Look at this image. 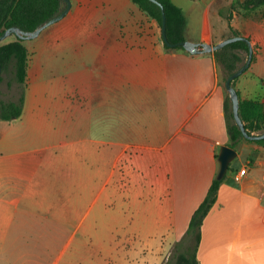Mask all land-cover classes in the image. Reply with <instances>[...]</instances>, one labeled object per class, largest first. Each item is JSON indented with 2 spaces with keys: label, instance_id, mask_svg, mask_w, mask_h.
Wrapping results in <instances>:
<instances>
[{
  "label": "crops",
  "instance_id": "0c3cea01",
  "mask_svg": "<svg viewBox=\"0 0 264 264\" xmlns=\"http://www.w3.org/2000/svg\"><path fill=\"white\" fill-rule=\"evenodd\" d=\"M69 1L60 21L26 40L22 114L0 121V234L16 236L21 183L44 169V197L55 186L62 194L42 207H59L62 218L44 212L36 231L62 229L72 217L76 231L96 237L102 221L105 236L120 239L111 249L122 264H164L229 142L213 53L166 50L159 25L146 23L132 0ZM171 1L192 43L230 38V15L231 28L253 48L232 86L240 100L264 103V17L232 9L245 0ZM242 142L203 222L199 264H264V145L239 149Z\"/></svg>",
  "mask_w": 264,
  "mask_h": 264
},
{
  "label": "trees",
  "instance_id": "16d2710c",
  "mask_svg": "<svg viewBox=\"0 0 264 264\" xmlns=\"http://www.w3.org/2000/svg\"><path fill=\"white\" fill-rule=\"evenodd\" d=\"M157 1L161 4L165 15V36L167 42L175 45L174 47H168L164 44L165 49L184 52L183 48L177 45L184 41L185 16L183 11L171 0ZM132 2L161 28V9L157 5L149 0H132ZM64 5L62 0H0V35L10 27L31 32L39 24L56 17L63 10ZM236 6L255 17H264V0H245L232 6V9ZM226 19L229 24L231 37L240 36L230 26V15ZM9 37L13 38V41L5 42L4 40L0 42V85L7 79L8 87L14 83L20 89H18L19 93L17 96L8 100L0 99V121L6 122L16 120L22 114L29 57L28 51L23 44L24 41L18 39L15 35ZM216 43L218 41L215 40L214 44ZM213 56L218 71L222 75L220 82L224 88L227 77L244 65L248 56V46L245 42L237 41L214 51ZM224 94L228 146L235 149L246 139L234 121L231 102L225 88ZM238 114L248 135L264 133V103L239 99ZM249 142L264 145V140ZM229 170L230 168H228ZM222 181L223 179H214L203 202L191 216L186 232L173 245L169 258L164 264H199L197 251L200 243L201 228L206 216L216 202L218 188Z\"/></svg>",
  "mask_w": 264,
  "mask_h": 264
},
{
  "label": "rangeland",
  "instance_id": "374dc122",
  "mask_svg": "<svg viewBox=\"0 0 264 264\" xmlns=\"http://www.w3.org/2000/svg\"><path fill=\"white\" fill-rule=\"evenodd\" d=\"M183 1L187 5L197 7V4H192L194 3L193 0ZM177 2L179 3V0ZM185 11L189 14L188 9L185 8ZM149 21V17L146 15V23ZM11 41H13L11 37L5 40V42ZM23 44L28 47L30 42L24 41ZM44 75L51 76L52 74L49 69H44ZM220 79H222L221 74ZM18 89L20 88L14 83L8 87L7 79H5L0 85V99L8 100L17 96ZM251 144L249 141L244 140L239 149ZM25 157L26 155L23 154L22 158ZM46 177L44 169H38L35 174L30 175L29 181H22L17 196L18 199H15V202H17L14 227L16 236L9 235L3 238L0 234V249L3 248L5 252L0 255V263H3L4 260H9L11 263L14 260L15 264H122L121 254L113 253L111 249V247L119 244L120 239L112 241V239L106 237L105 223L102 221L97 222L96 237H88L83 231H76L78 219L74 220L72 217L64 224L62 229L48 227L44 229H50L49 232H44V229L42 232L36 231L44 226L42 219L44 212L55 217L60 215L58 218H62L59 207H42L44 200L57 201L62 194V191L55 186L48 191L51 192L50 196L45 195L44 197V192L47 191L44 189ZM33 181L39 183L37 187L36 184H31ZM83 212L84 210L81 211V214ZM65 214L67 216V213ZM29 220H34V222L30 223ZM32 225L36 229L33 230ZM52 229H56V231ZM11 249L15 253H8Z\"/></svg>",
  "mask_w": 264,
  "mask_h": 264
},
{
  "label": "water",
  "instance_id": "95a60500",
  "mask_svg": "<svg viewBox=\"0 0 264 264\" xmlns=\"http://www.w3.org/2000/svg\"><path fill=\"white\" fill-rule=\"evenodd\" d=\"M65 4L64 9L56 16L53 17L41 24H39L33 31L26 32L22 31L16 27H10L4 31L3 34L0 35V42L6 40L9 36L15 35L18 39L26 41V40H32L38 37V35L45 30L46 28L56 24L58 21H60L69 11L70 9V1L69 0H62ZM150 2L154 3L161 9V15H162V22H161V37L163 40V43L167 45L168 47H174L175 45H171L167 42L166 36H165V15L162 9L161 4L157 0H149ZM242 41L245 42L248 46V56L247 59L238 70L231 73L225 83L224 88L225 91L229 97V100L231 102V108H232V114L234 121L238 128L240 129L243 137L246 140L249 141H259L264 140V133L257 134V135H248L247 132L244 129L243 123L240 120L238 109H239V99L236 90L232 86V82L238 78L249 66L252 60L253 56V48L251 42L242 36H233L228 39H225L217 44L211 45L206 43H192L189 41H182L178 43L177 45L179 47H182L184 51L190 54H209L213 53L214 51L220 50L224 46L237 42ZM0 75H1V67H0ZM237 152L235 149L229 147V146H222L219 149V152L217 154V162H218V173L216 176L217 180H222L224 176L226 175L230 163L236 158Z\"/></svg>",
  "mask_w": 264,
  "mask_h": 264
},
{
  "label": "built area",
  "instance_id": "2783aa9c",
  "mask_svg": "<svg viewBox=\"0 0 264 264\" xmlns=\"http://www.w3.org/2000/svg\"><path fill=\"white\" fill-rule=\"evenodd\" d=\"M244 174H245V170L243 169V170L239 171V173L236 175V178H239V177L243 176Z\"/></svg>",
  "mask_w": 264,
  "mask_h": 264
}]
</instances>
